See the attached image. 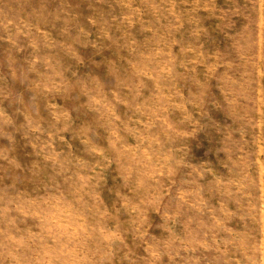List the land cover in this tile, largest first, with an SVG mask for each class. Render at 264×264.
Returning <instances> with one entry per match:
<instances>
[{
    "label": "rangeland",
    "instance_id": "374dc122",
    "mask_svg": "<svg viewBox=\"0 0 264 264\" xmlns=\"http://www.w3.org/2000/svg\"><path fill=\"white\" fill-rule=\"evenodd\" d=\"M0 264H264V0H0Z\"/></svg>",
    "mask_w": 264,
    "mask_h": 264
}]
</instances>
